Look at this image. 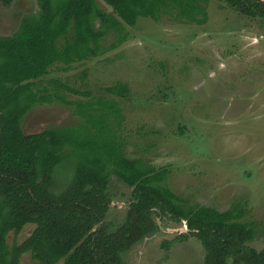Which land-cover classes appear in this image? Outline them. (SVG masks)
Instances as JSON below:
<instances>
[{
  "label": "trees",
  "instance_id": "16d2710c",
  "mask_svg": "<svg viewBox=\"0 0 264 264\" xmlns=\"http://www.w3.org/2000/svg\"><path fill=\"white\" fill-rule=\"evenodd\" d=\"M102 1L112 13L98 0H38V12L24 16L15 34L0 36V264H20L25 254L38 264H126L123 255L158 231L159 216L185 223L188 233L173 242L198 239L203 264H264V249L250 246L256 227L245 222L243 203L220 212L179 197L166 183L168 169L127 158L117 130L105 121L103 102L95 108L42 89L53 67L70 71L75 63L117 48L128 38L125 26L134 27L140 18L160 21L172 12L194 18L209 2ZM221 1L264 19V0ZM12 2L0 0L7 6ZM109 33L117 40L103 49ZM107 91L128 94L124 85ZM57 99L69 107L76 104L82 123L26 134L22 122L28 113ZM115 107L111 104L112 115ZM112 176L132 188L126 219L117 228L106 223ZM27 226L33 227L29 237L10 246L9 234L18 236Z\"/></svg>",
  "mask_w": 264,
  "mask_h": 264
},
{
  "label": "rangeland",
  "instance_id": "374dc122",
  "mask_svg": "<svg viewBox=\"0 0 264 264\" xmlns=\"http://www.w3.org/2000/svg\"><path fill=\"white\" fill-rule=\"evenodd\" d=\"M206 8L194 18L178 12L162 14L160 21L140 18L134 27L125 26L128 38L117 48L75 63L70 71L53 67L41 81L42 89L95 108L103 102L105 121L117 130L127 158L168 169L166 183L179 197L220 212L243 203L248 210L245 222L256 227L250 246L260 251L264 249V19L246 16L221 0H209ZM36 12L38 0L0 3V36L15 34L20 20ZM97 27L101 28L99 21ZM116 40V34L109 33L103 49ZM116 85L126 86L127 96L107 91ZM111 104L117 116L111 114ZM76 108L58 99L36 105L22 122L23 130L36 134L80 125ZM109 193L112 203L106 223L117 228L126 219L132 188L112 176ZM155 218L158 231L123 255L126 264H203L205 253L198 239L173 242L188 233L184 222ZM32 231L27 226L18 236L10 233L8 244H21ZM20 264L38 263L25 254Z\"/></svg>",
  "mask_w": 264,
  "mask_h": 264
},
{
  "label": "crops",
  "instance_id": "0c3cea01",
  "mask_svg": "<svg viewBox=\"0 0 264 264\" xmlns=\"http://www.w3.org/2000/svg\"><path fill=\"white\" fill-rule=\"evenodd\" d=\"M100 1H101L102 3H105V2L102 1V0H98V3H99V4L101 3ZM100 5H101V4H100ZM105 6H106V4H105ZM106 7H107V6H106ZM105 10H106L107 12H109V10H107V9H105ZM109 13H110V12H109Z\"/></svg>",
  "mask_w": 264,
  "mask_h": 264
},
{
  "label": "water",
  "instance_id": "95a60500",
  "mask_svg": "<svg viewBox=\"0 0 264 264\" xmlns=\"http://www.w3.org/2000/svg\"><path fill=\"white\" fill-rule=\"evenodd\" d=\"M186 228H187V226H186ZM188 230V229H187Z\"/></svg>",
  "mask_w": 264,
  "mask_h": 264
}]
</instances>
